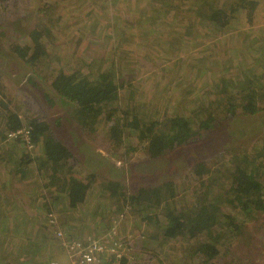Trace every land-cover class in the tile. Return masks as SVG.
<instances>
[{
    "label": "rangeland",
    "instance_id": "rangeland-1",
    "mask_svg": "<svg viewBox=\"0 0 264 264\" xmlns=\"http://www.w3.org/2000/svg\"><path fill=\"white\" fill-rule=\"evenodd\" d=\"M253 1L256 5L251 22L240 12L225 36L200 38L190 31L195 17L193 0H0V103L17 115L24 127L34 118L48 125L72 156L74 170L68 173L74 179L95 177L84 205L70 209L58 189L50 186L49 167L44 170L24 163L39 155V145L29 146L24 139L17 146L11 145L21 137L14 140L5 134L7 138L0 140V227L5 225V230L12 229L13 233L6 234L0 248L3 250V243L12 244L13 239L19 247L28 241L36 243L38 234L48 241L35 263L28 262L21 248L4 264H66L56 232L68 240L82 241L112 230L116 238L131 243L122 264H264L262 212L245 216L240 206L221 205L220 212L233 216L237 228L228 230L220 217V229L224 224L221 245L216 244L220 253L207 260L195 255L194 241L163 236L167 224L161 207L139 208L130 202L123 205L118 197L110 199L108 193L99 190L112 181L130 196L171 183L176 189L177 208H193L198 193L204 196L211 184L206 178L209 183L205 191L199 186L194 189L198 185L194 165L204 163L210 172L218 169L219 178L233 157L262 152L264 99L254 116L212 107V125L186 144L150 158L145 142L138 139L142 129L126 131L123 141L111 142L106 135L108 124L101 120L89 133L79 123L75 106L51 88L52 78L59 71L87 76L110 72L119 84L114 108H130L140 117L143 129L163 119L165 113L187 119L201 100L199 96L206 95L209 80L214 79L207 77V72L220 74L228 68L229 76L240 69L262 74L264 0ZM201 2H216L224 10L234 4V0L196 3ZM34 32L41 33L43 50L39 62L31 64L12 50L32 49ZM190 88L195 91L187 96ZM188 123L197 130L200 120ZM2 125L0 118V128ZM16 159L22 161L17 168ZM209 198L215 203L222 201L215 195Z\"/></svg>",
    "mask_w": 264,
    "mask_h": 264
},
{
    "label": "trees",
    "instance_id": "trees-1",
    "mask_svg": "<svg viewBox=\"0 0 264 264\" xmlns=\"http://www.w3.org/2000/svg\"><path fill=\"white\" fill-rule=\"evenodd\" d=\"M193 2L195 17L193 16L190 31L200 38L206 35L225 36L229 33L234 19L240 12H243L246 20L251 22L256 5L253 0H234L231 8L224 10L219 8L216 2H211V4L201 2V5L196 3L197 0H193ZM40 35V32H34L31 35L32 49L14 47L13 53L31 64L39 62L38 57L43 50L39 43ZM256 64H258V60ZM262 69L260 76L251 70L242 69L238 73L233 72L230 76L228 68L222 70L220 74L219 72L214 74L207 72L206 76L210 75L214 79L209 80L206 95L199 96L201 100L196 102L195 109L189 118L165 113L163 119L150 122L146 129L142 128L140 117L133 114L130 108H114L115 102H118L119 99L117 96L119 84L115 75L110 72H98L87 76L75 72L59 71L52 78L51 88L57 96L75 106L76 117L87 132L90 133L101 120H104L108 124L106 133L108 139L111 142H121L125 138L126 131L142 129L139 131L138 139L145 142L150 158H158L193 140L201 130L212 125L215 120L212 107L222 108L225 112L232 109L239 110L238 113L243 117L256 115L260 111L264 99V82L262 81L264 68ZM194 91L190 88L187 96H190V93ZM211 99L212 103L209 102ZM0 113V118L3 120L2 128H0V140L7 138L5 134L9 135L21 128H28V145L35 147L39 145L37 147L40 152L38 156L28 158L24 163H33L44 170L49 167L52 179L50 186L58 189L70 209L84 205L90 196L92 181L95 177L88 175V180L86 179L84 182L69 175L68 172L72 173L74 170L71 164L72 156L69 150L54 138L48 125L44 121L34 118L24 127L20 118L2 103H0ZM199 120L200 124L197 130H193L188 122ZM21 140L23 138L12 142L11 145H19ZM260 148L263 150L259 155L252 156V153H241L233 157L230 164L223 166L225 174L221 173L219 178L217 176L220 173L218 169L210 172L204 163L194 165L193 175L198 182L194 189L199 186L205 191L206 185L209 183V180H204L206 178L211 180V184L208 188L209 192L204 193V196L200 195L201 192L198 193L196 203L191 209L179 210L177 208L176 189L171 183L141 189L139 193L130 196L122 191L119 184L112 181L102 184L99 190L108 193L110 199L118 197L123 205L130 202L138 204L139 208L143 205H147L146 209L148 206L161 207L160 210L167 224L163 229V236L167 239L179 237L186 241H194L195 255L211 260L219 255L220 251L216 248V244L221 245L224 236V230H222L224 224L220 229V217L223 216V223L226 222L228 230L237 228L233 216L220 212L218 208L221 205L228 203L232 207L240 206L239 211L245 216L257 211L264 213V145ZM260 148L254 151L255 154ZM10 160H12L11 157ZM14 163L17 168V163L20 164L22 161L16 159ZM21 171L25 174L23 170ZM21 171L18 172L22 174ZM213 195L218 196L222 201L215 203L210 200L209 196ZM0 229L1 243L6 234L13 233V230L8 228L5 230V225H2ZM17 231L18 229L14 230L16 235L19 233ZM56 234L57 232L55 238L59 240ZM30 238L34 239L32 236ZM47 241L46 236L38 234L36 243L28 241L25 246L19 247L16 242L14 243V239L10 245L7 242L3 243V250L0 248V264H4L3 261L9 255L20 251L21 248L22 252L28 255V262L35 263L34 260L38 254L47 246ZM23 253L20 254L23 255Z\"/></svg>",
    "mask_w": 264,
    "mask_h": 264
},
{
    "label": "built area",
    "instance_id": "built-area-1",
    "mask_svg": "<svg viewBox=\"0 0 264 264\" xmlns=\"http://www.w3.org/2000/svg\"><path fill=\"white\" fill-rule=\"evenodd\" d=\"M8 137L15 139L21 137L28 144V128L12 132ZM56 236L64 251L66 264H119L123 252L130 246L128 240L116 238L113 230L107 235L82 241L65 239L60 231ZM49 264L57 263L50 262Z\"/></svg>",
    "mask_w": 264,
    "mask_h": 264
},
{
    "label": "clouds",
    "instance_id": "clouds-1",
    "mask_svg": "<svg viewBox=\"0 0 264 264\" xmlns=\"http://www.w3.org/2000/svg\"><path fill=\"white\" fill-rule=\"evenodd\" d=\"M124 240H128V239H124ZM128 242L130 243V241L128 240ZM130 246H131V243H130ZM130 246H128V248L126 249V250H128L129 249V247ZM125 252H123V256L121 257V259H119V264H122L123 263V260L125 259V254H124Z\"/></svg>",
    "mask_w": 264,
    "mask_h": 264
}]
</instances>
